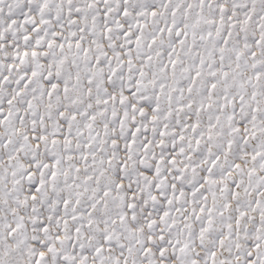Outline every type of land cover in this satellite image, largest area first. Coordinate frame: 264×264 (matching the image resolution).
Segmentation results:
<instances>
[{
	"label": "snow or ice",
	"instance_id": "snow-or-ice-1",
	"mask_svg": "<svg viewBox=\"0 0 264 264\" xmlns=\"http://www.w3.org/2000/svg\"><path fill=\"white\" fill-rule=\"evenodd\" d=\"M0 264H264V0H0Z\"/></svg>",
	"mask_w": 264,
	"mask_h": 264
}]
</instances>
